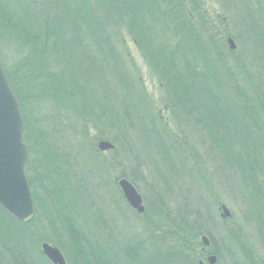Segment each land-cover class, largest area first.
<instances>
[{
    "label": "rangeland",
    "instance_id": "374dc122",
    "mask_svg": "<svg viewBox=\"0 0 264 264\" xmlns=\"http://www.w3.org/2000/svg\"><path fill=\"white\" fill-rule=\"evenodd\" d=\"M32 1L42 10L47 9L46 0ZM6 2L14 7L18 0ZM116 3L115 0H101L99 13L108 19L110 17V23L115 22L118 27L116 31L122 43L117 46L114 40L112 44L117 46L116 53L122 60V70L132 82V89L129 88L131 93L127 95L120 88V81L114 78L112 69L109 73L105 66H101V70L94 74L95 78H88L90 82L87 84L86 99L94 98V102L101 107H97L96 112L98 116L102 113L103 123L98 120L88 122L87 136H80L81 123L75 122V130L69 125L72 123L71 116H60L51 136V140L61 149L58 153L67 151L83 158L82 183L77 184L80 197L74 213L75 220L77 218L78 224L84 226L83 230L87 228L86 231L94 234L101 242L103 252L114 254V263L118 264H121L124 243L144 236L148 238L152 234L159 240V250L165 251L171 247L181 249L189 253L196 264H209L207 258L210 255L216 257L214 264H264V146H254L251 132L241 125L240 103L226 75V67L230 65L229 69L237 72L241 85L249 88L254 86L255 91L261 86L259 76L264 75V48L249 32V20L243 25L232 8L225 10L217 0H189L186 4L189 12H192L190 5L197 4L193 8L194 13L197 9L201 10L204 21L215 30L218 41H223L225 49L222 52L230 53H226L224 58L227 64L220 59H213L216 83L207 84L205 88L215 97L209 99L211 102L207 100L210 104L209 113L217 111V104H222L225 110L230 111L233 130L227 133L223 129L225 115L215 113L200 116L204 87L200 84L198 69L190 82V92L193 93L191 104L197 107L199 115H181L178 107H171L163 81L145 59L149 39H145L141 32L147 18L143 22L137 10V13L133 12L131 20L121 19L116 13ZM0 5L6 7L3 2ZM58 5L65 8L63 3ZM51 11L53 14L58 10ZM238 11L241 16L245 14L240 7ZM159 13L156 12L155 21L158 25L161 23ZM60 15L66 17L67 12L60 11ZM233 30L243 37V41L234 39ZM229 37L234 40V49L229 48ZM82 41L86 42L87 36H83ZM24 51L18 50L8 34L0 32V58L5 66H14ZM109 62L113 63L111 59ZM93 92L95 96L90 95ZM40 107L41 111L39 106L36 108L38 114H48L50 121L55 119L56 111L49 105L42 104ZM108 109L117 111L118 116L108 118ZM125 110H128V114H125ZM149 111L155 119H150ZM227 112L225 114L229 115ZM198 116L204 127L194 124L193 118ZM236 117L239 119L240 125L236 123L238 126L235 124ZM152 122L164 126L165 130L158 132L152 129ZM105 136H109L110 139H106L110 141L114 138L115 148L99 151L96 144ZM212 138L219 142L217 146L209 148L207 144L212 142ZM79 143L81 145L78 147ZM31 158L33 169L28 173L33 178L31 190L36 193L41 205L28 227L37 231L40 236L38 240L42 237L57 240L52 228L42 229V226H46L43 203H47L42 192L46 183L39 178L35 180L42 170L37 162L38 155L32 153ZM107 159L112 161L111 165L108 162L101 170V163L99 171L96 170V161ZM252 160L253 164L249 165ZM83 161L87 164L86 168ZM85 175L91 179L85 180L82 188ZM120 178L133 184L140 194L144 207L142 212H137L125 200L117 184ZM222 206L229 211L225 218L220 216L223 213ZM55 222L58 227L61 225ZM202 236L207 237L209 244H203ZM38 240L31 247L39 254L34 253L35 261L41 264V241ZM65 246L68 247L67 244ZM58 249L65 263L70 264L71 253L64 252L60 247ZM230 254L237 256L231 257Z\"/></svg>",
    "mask_w": 264,
    "mask_h": 264
},
{
    "label": "trees",
    "instance_id": "16d2710c",
    "mask_svg": "<svg viewBox=\"0 0 264 264\" xmlns=\"http://www.w3.org/2000/svg\"><path fill=\"white\" fill-rule=\"evenodd\" d=\"M59 1L46 0L47 9L44 11L32 0H18L14 7H10L12 4L7 3L6 0H0V4L3 2V5H6V7L0 5V32L8 34L20 52L25 50L23 56L12 67L5 66L0 58L8 81L19 101L24 120L23 135L29 154L25 175L31 190L33 178L28 173L33 169L31 154L36 153L42 172L35 177V180L39 178L46 183V188H43L42 192L43 199L48 205L43 203L46 226H42V229L45 231L46 228H52V233H56L57 236V240L43 237L38 240L40 236L37 231L28 227L38 214L41 205L38 203L36 193L31 190L35 214L30 221H18L0 206V264H38L34 255L38 253L31 247L35 240L41 243L49 242L58 246L57 248L60 247L64 252L71 253L70 264H118L114 263L116 258L114 254L103 252L101 242L93 233L88 232L89 230L86 231L87 228L83 230L84 226L78 224L77 218L75 220L74 217L79 204L77 184L80 185L83 176V158H78L77 153L76 156L67 151L58 153L61 149H58L59 146L51 140V136L60 116H71L72 123L69 125L75 130V122H80L82 127L80 136H87L86 127L90 122L98 120L103 123L102 113L98 116L96 112L98 103L94 102V98L86 99L87 84L90 82L88 78L89 76L95 78L94 74L101 70V66H105L108 72L112 69L114 78L119 79L120 88L124 89L127 95L131 93L129 88L132 89V82L128 74L122 70V60L117 57L116 47L122 43V39L117 35L118 27L115 22L110 23V17L108 19L107 16L99 13L101 0H65L61 2L65 8L59 7L58 4H61ZM217 1L225 10H228V7L232 8L243 25L249 20V32L254 34L264 48L263 1ZM115 2L118 11L116 13L121 19L131 20L133 12L137 13V10L141 13L143 22L147 18L144 23L146 26L141 32L145 39H149L147 55L144 57L163 81L171 107H178V113H184L186 116L199 115L196 112L197 107L191 104L193 93L190 92V82L198 69L200 84L204 87L201 94L200 116L223 114L225 115L223 129L227 133L232 132L230 111L227 109V112L222 104H217L216 112L209 113L210 104L207 100H213L215 97L205 88L207 84L216 83L213 59H220L224 63L227 52H222L225 49L223 41H218L215 30L204 21L201 10L197 9L194 13L193 8L197 4L190 5L192 12H189L186 7L189 0H115ZM239 7L245 11L243 16L238 11ZM50 9L67 12V16H61L60 11H54L52 14ZM156 12H160L159 25L155 22ZM83 36H87L86 42L82 41ZM233 37L243 41V37L234 30ZM114 40L117 46L112 44ZM110 59L115 64L114 68L113 63L109 62ZM229 66L226 67V75L229 77L227 80L230 79L231 90L240 103L241 125L251 132V138L255 141L254 146L262 147L264 146V75L259 76L261 86L255 91L254 86L249 88L247 85H241L237 72L232 68L229 69ZM217 80L220 83L218 78ZM90 95L95 96V93ZM42 104L49 105L56 111L55 119L50 121L48 114H38L36 108L39 106L41 111ZM127 111L125 110V114H128ZM107 112L108 118L118 116L114 109L110 111L108 109ZM226 112L229 115L225 114ZM200 116L196 117L198 119L193 118L194 124L203 126ZM150 119L155 118L151 115ZM238 120L236 117L235 124H239ZM151 128H155L158 132L165 130L164 126L155 123ZM106 138L110 139L109 136H105L104 139L99 140H107ZM112 140L115 141L114 138ZM233 140H236L235 137ZM108 141L112 143L114 149L113 141ZM217 141L219 142L212 138V142L209 141L208 144L204 141L201 143L207 144L210 148L217 146ZM80 145L81 143L78 147ZM108 160L96 161L95 166H98L96 170L99 171L101 163H103L101 170L108 162V165H111L112 161ZM253 160L249 161V165L253 164ZM86 166L85 163L84 168ZM87 176L83 178L82 188L85 185L84 181L91 179ZM74 186L77 187L73 188ZM43 199L39 201H44ZM55 220L61 223L59 227ZM158 241L154 234L148 238L144 236L136 241H127L122 247L121 264H196L193 257L181 249L171 247L165 251L159 250ZM66 244L68 247L65 246ZM229 250L233 251L231 248ZM42 254L41 264H48Z\"/></svg>",
    "mask_w": 264,
    "mask_h": 264
},
{
    "label": "water",
    "instance_id": "95a60500",
    "mask_svg": "<svg viewBox=\"0 0 264 264\" xmlns=\"http://www.w3.org/2000/svg\"><path fill=\"white\" fill-rule=\"evenodd\" d=\"M230 49L235 48L231 37L227 39ZM24 120L19 101L13 91L3 64L0 61V206L11 216L21 222H27L34 216V206L24 172L28 160V150L23 136ZM114 146L108 140H99V151L112 149ZM118 186L127 203L137 212H142L141 196L129 181L124 178L118 180ZM222 218L229 215L227 208L222 206ZM203 244H208L206 236H202ZM43 255L52 264H65L60 250L45 241L40 245ZM214 264L216 257L207 258Z\"/></svg>",
    "mask_w": 264,
    "mask_h": 264
},
{
    "label": "bare ground",
    "instance_id": "6f19581e",
    "mask_svg": "<svg viewBox=\"0 0 264 264\" xmlns=\"http://www.w3.org/2000/svg\"><path fill=\"white\" fill-rule=\"evenodd\" d=\"M28 187H29V184H28ZM29 190H30V187H29ZM30 194H31V190H30ZM31 200H32V203H33V199H32V194H31ZM34 214H35V212H34ZM34 217V216H33ZM31 220V219H30ZM29 220V221H30ZM28 222V221H27ZM61 252V251H60ZM207 262H208V260H207ZM209 263V262H208ZM210 264V263H209ZM244 264V263H243Z\"/></svg>",
    "mask_w": 264,
    "mask_h": 264
}]
</instances>
